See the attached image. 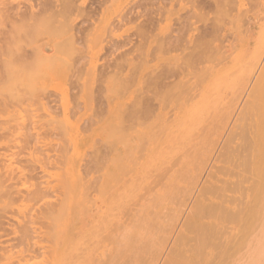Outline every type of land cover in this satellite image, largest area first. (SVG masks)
Wrapping results in <instances>:
<instances>
[{
    "label": "bare ground",
    "instance_id": "obj_1",
    "mask_svg": "<svg viewBox=\"0 0 264 264\" xmlns=\"http://www.w3.org/2000/svg\"><path fill=\"white\" fill-rule=\"evenodd\" d=\"M227 1H229V0H227ZM54 2H55V0H45V1L42 0L41 2H38L39 4L37 3L38 5L36 4V6H37L36 8H34L33 6H30L29 10L22 11L20 9V7L17 6V5H16V7L15 6L12 7L11 5L9 7L8 4L0 1V6H3V5L5 6L6 5V7L7 6L9 7V8L7 7V10L4 9L5 7H3V8L1 7L0 8V10L2 12L5 11V13H1V11H0V14H1L0 16H2V18H3V19L1 18L2 20H0V22L1 21L4 22L6 20L5 18H8L9 19V23L11 22L10 24L15 26L14 27V26L9 25V24L7 25V26L11 27V28L9 27L10 30H8V31H10L9 32L10 35H11V31H12L13 27L16 28V29L18 28L17 30L16 29L14 30V28H13V31H14V35L13 36L18 35L17 39H16L17 36L15 38H13V36L11 35L10 37H8L9 39L7 38L8 39L7 40L6 37L9 36V35H7L9 33H6V36L3 33L1 34V36H2L1 39L4 40V41L0 40L1 41L0 43H2V44H0V47L3 46L0 49V51H2L4 49L2 51V53L3 52L6 53V51L8 52V49L6 47L8 45H10L11 41L15 42V41H18V39H19V42L22 41L23 38H24L25 42H27L29 40V42L33 43L35 41V39H33V34H34L35 31L38 30V28H37V27H39L38 25L40 24L41 27L46 29L47 25H45V24H47V22L44 23V21H48L49 24H50V21L46 20L45 18H47V16H49L50 19H52L51 21L53 22L54 21L53 20L54 17H56L58 14H60V13H57L56 10H54V9H56V7L58 5L57 2H55L57 4L56 7H55L53 5ZM214 2H215V0H214ZM50 3H52V5L54 7L52 5H50ZM214 5H215V3H214ZM218 6H220V5H218ZM52 9H53L54 13L55 12L57 13V15L54 14V16H53ZM60 9L58 7V11L59 12H60ZM49 11L51 12L52 15L50 14ZM46 13H47V16H43ZM3 14H5V15H3ZM3 16H7V17L4 18ZM42 16H43V18H41ZM39 20H41L42 22L39 21ZM233 20H235V22H236L237 19H231V22H229V23H232ZM214 21H213V23H215L217 20L215 22ZM5 22H7V21H5ZM41 23L43 25H45V26H43ZM220 23L221 22H219V25H222ZM216 24L218 26V23H216ZM22 26L27 27V28L30 27L28 29L26 28V30H25V28H22L23 36H22V33L19 32L21 30L20 28ZM215 28H216V26H215ZM221 28L222 27H220V29ZM231 28L232 27H230V30L233 29V28L232 29ZM44 29L42 31H44ZM217 30H219V29H217ZM262 30H261V32H262ZM4 31H2V32H4ZM13 31H12V34H13ZM25 31H27V32H25ZM207 31H209V30H207ZM214 31H216V29ZM214 31L212 30L211 33H208V32L207 33L211 35V34H213L212 32H214ZM239 31H241V30L239 29L238 32ZM218 32L217 31L214 32V34L216 35L215 36L216 38H217V35H218L217 33ZM242 32H244V31H242ZM242 32H241V34H242ZM246 32H247V30H246ZM263 32H264V30H263ZM83 35L85 36V34H83ZM203 35L206 36L205 33ZM234 35L235 34H233V37H236ZM19 36H20V38H19ZM28 36H29L30 39L28 38ZM202 36L199 39V40L202 39V41H200V42H203V44L201 43L203 45V46H201L202 48L200 47V45H198L199 48H198V46L194 47V49L196 48L195 54L192 53V51H191L193 48L190 49L191 52H189V53H192V54L196 55V59L194 58L193 55L190 54L192 56V58H193V60L189 59L191 61L190 65L188 63H187L188 65L187 64H183L184 62L185 63L189 62V60H187V59L191 58L189 53H187L189 55V57L186 54L187 56H185V57H188V58L185 59V57H183L182 59H185V61L184 60H183L184 62L182 60H181L182 62L180 61V63H182L181 64L182 67L184 65H187L189 67V66H192V64H195L192 67H196V69H197L198 64H199V63L198 64L196 63V62H199L198 59H197L198 56L200 57V58L198 57L200 62H202V63H200L201 65L204 63L203 62L204 58H205V60H204L205 62H206V60H208L207 57L210 56V53L207 52L209 55L207 54V57H205L206 55L204 56L203 53L201 52L200 54H202V55L200 56V54L197 53L198 50L200 52V50L202 51V49H203L204 54H205L206 50L208 48H213V49H215V48H214L212 43H211L212 47L209 46L208 48H206V46H208L207 45L208 43H206V45H204V41H206V39H204L205 38L204 36H203L204 38H202ZM243 36H244V33H243ZM10 38H11V40H10ZM178 38H179V36H178ZM181 38L182 37L180 35V39H178L179 42L182 41V39H185V38H182V39ZM210 38L215 39L213 37V35H211ZM210 38H209V41H206V42L210 43V40H212ZM223 38H224V36H223ZM176 39H177V37H176ZM176 39H175V41H176ZM226 39H228V38H226ZM230 39L232 40V37ZM233 39H235V38H233ZM237 39H238L237 41L240 40L239 37ZM73 40H74V38H73ZM199 40L196 41V43L199 42ZM6 41L9 44L6 43ZM189 41H190V39H189ZM213 41H211V42H213ZM74 42L75 41H73V43ZM183 42H185V41H183ZM4 43H5V45H4ZM63 43H65V42H63ZM63 43L61 42L60 44H58V43L56 44V45H59V46H56V47H58V48H56L57 49L56 51H58V49L61 50V48L64 45ZM68 43H67V45H68ZM73 43H71V44H73ZM196 43H194V44H196ZM238 43H240V42H238ZM6 44H7V46H6ZM218 44H219V42H218ZM61 45H62V47H60ZM180 45H181V43H180ZM4 46H5V48H4ZM47 46H48V44H47ZM54 46H55V44H54ZM192 47H193V45H192ZM232 47H233V49L235 48L234 46H232ZM232 47H227V48L228 49L229 48L232 49ZM218 48L219 47L216 46V49H218ZM227 48L225 47L222 50L221 49V45H220V51H219V49H218V51L219 52L222 51V52L221 53H219L218 51H216V52L219 53L220 56L221 55L225 56V54L228 52V50H226ZM263 48H264V44H263ZM213 49H211V50L208 49V50H209V52H211L213 54V51H212ZM215 50H214V52H215ZM44 51H46V50H44ZM223 51H225V54H222ZM255 51H256V49H255ZM233 52L234 51H232V53ZM258 52H257V54H258ZM5 53H4V55L6 56ZM229 54H230V52H229ZM0 55H2V54L0 53ZM214 55H215V53L209 57V60L211 59V61H212V58H213L212 56H214ZM216 55L218 56V54H216ZM247 55H245V56H247ZM215 56H214V58H215ZM224 56H222V57H224ZM228 56H230V55H228ZM255 56H257V55H255ZM17 57L18 58H16V59L19 60L20 56H17ZM46 57H48V56H46ZM201 57L202 58L204 57V58L202 59ZM225 57L227 58V54H226ZM226 58H224V59H226ZM254 58H258V57H253V59ZM1 59H4V58L0 57V60ZM218 59L215 58V60H218ZM224 59L222 60V58H221L220 60L224 61ZM5 60L6 59L0 61V64H1L0 66L1 67L3 66L2 68H0V70L2 69V71H3V72L0 71V77H1V73L3 75L5 73V76H7L8 73H9L8 70L11 69V68H9V66L6 68L5 64L9 60H6V62H5ZM81 60H82V58H81ZM215 60H214V62H216ZM220 60L218 62H220ZM192 61H194V62L196 61V62L192 63ZM222 61L220 63H222ZM253 61L255 62L256 59L253 60ZM23 62H24V64H26L25 62H27V60L24 58V61L22 59L20 62L19 61H17V63L15 62L16 65H14V67H17V69L22 68V67H20V65L23 66L22 65ZM251 62H252L251 60L249 61V63L247 62L248 63L247 64L248 68H250V67L252 68L253 64H251ZM220 63H218V64H220ZM196 64H197V66H196ZM200 64H199V67L201 66ZM249 64H251V65H249ZM171 65L174 66L173 63H171ZM171 65L169 63L168 66L172 67ZM176 65H175V67H176ZM181 65L178 64V67L180 68V70L182 69L180 67ZM175 67H173V68H175ZM204 67L205 66L203 64V68ZM240 67L241 66L239 65V68ZM243 67H245V69L243 71L246 72L245 70L247 69V67L246 66H243ZM166 68H168V67H166ZM179 68L176 67V69H174L175 72L173 70H170V68L166 69L167 72L169 71L170 74H167V72L165 70H163V72H162V73H164V75L166 73L169 77H171V75L172 76H176V78L173 77L175 79H170L173 82L177 81L175 84L172 81H171L172 83H170V82L166 83V79L167 80H169V79L168 78H164L165 79V83L167 84V85H165L164 79H162V78L159 79V77L157 76L158 79H159L158 80L157 77L153 78L154 77L153 76L150 79L153 78V79H155V81L158 80L156 82H158L159 85L155 84L156 82L153 81V79L152 80L148 79L147 80L148 84L146 83V80L143 81V82H145L144 84H146V87H145V85L143 84L142 81H140L139 83L142 82L141 84H143L144 86L139 84L137 87L139 88L141 86V88L145 87V89H146L147 86L150 83L152 84V81H153V83L155 85H157L158 87L160 86L159 89L157 90V86H156V90H153V89H155V87H153L155 85H152V87H153L152 88L151 84H150L149 85L150 87L148 86L149 87L148 93L147 92H143V90H140V88H139L140 92L136 91V92H139L141 95H143V93H145L147 95V97H145L146 96L145 94H144L143 97H145L146 100L144 98H135L134 99V97L136 95H137L136 97H139L140 94H139V96H138V94H134L135 96L133 97V103H134V101L136 99H139V100L141 99L140 102L141 103L143 102V103L146 104V105L145 104L143 105V107H145L146 113H148V112L150 113L151 112L150 114H153L154 113V112H152V108L153 107L152 108H148V107H150V105H147L148 102L150 100L152 101V99H154L153 102H155V98L156 99L159 98V100H160V97H161V99H164V97H166L167 99L166 100L165 99L164 100H160L159 102H161V101H163V102L166 101L167 102L168 98L170 96H172L171 94L175 93V92H173L174 91L173 89H175V88L172 89L171 87H173V86L176 87V85L180 84V89H179V86H177V88L179 90H182V91L184 90L183 92H180L178 90L179 95L181 94L183 96L182 97V101L180 102V101L176 100L177 101L176 102L175 100H173L171 102V104L174 101H175L174 104L180 102L179 105H181V107H178V108H181V109H178V112L177 113L175 112L176 114L174 113L175 115L173 116V119L171 120L173 125L172 126H169V125L168 126H164V124H162V126H140L138 124L139 126H133V125L130 126L128 124L129 126H127L125 123H123V122H127V121H123L121 124H123L125 126L121 125V127L120 126L117 127V125H115L117 128L120 127L119 128V133H117V131H115V129L112 130L113 127H115L113 125V127L111 126L112 132H116L115 134H118V135H115V137L117 136V141H115V143L117 142V144H116V147H115L114 151H113V148H112L114 146V144L111 143V140L114 142V140H116V138L110 139L111 137H110L109 133L111 132V130L109 129L110 127L106 126V127H108L109 131L107 130L108 134L106 135L105 138L108 139L107 136H109L110 140L106 139L107 142L105 140H104L105 142L102 140L103 142H101V143L102 144L104 143L103 146L98 141L99 142V146H98V142H96L95 140L92 139L97 144L95 142L93 143V141H92L91 143H92L93 147L90 146L92 149H89L90 151L95 152V151H93V149L94 150L95 149H99L100 150V148L102 147L101 149H103V150H100V151H102V154L100 153L99 150L98 151L96 150L97 152L94 153V157H93V154L91 153V155H89V157L91 156L89 159L92 158V159L95 160V162H94V160L91 159V161L89 160L90 163L88 165L86 163V161L89 162L88 159L85 160L84 158H86V156L88 154H90V151L88 150L89 153H87V151H85L86 153L83 152L84 153L83 154L84 158L82 157L83 159H81V160H84L85 164H82V162H81L80 166L82 168L79 166L81 168V170L79 169L81 171L79 173V175L82 172L85 173L84 171H86L85 175L86 174L90 175V173L93 170H95V168H96L97 170H95L92 173L95 174L94 176L98 175V176L95 177V179L97 178L99 181H97V179L96 180L92 179L93 177L92 178L90 177V179H89L87 177V175L84 176V174L82 173L83 174L82 182H83V178L87 177L89 179V182H88L89 184H87L85 182L86 186H84L85 184L81 183L82 187L83 186H84V188L86 187L85 189L83 188L84 191L82 190V192H80V194H78L77 191H72V192H70L69 196L66 195L67 193H69L68 190H70V189L67 188L68 187L67 182H64L66 184H64V187H63L61 185L62 183L60 184L58 181H56V179H57L56 177H55L56 179H53V180H55L56 182H58V184H60V185H56V186H57V188L60 187L59 190H61V188H62L63 189L62 192L64 194H62L61 191L57 193V191H55L57 189L56 186L52 187L54 189L56 188L54 191L51 189V192H49V188H50L49 185L47 186L48 189H44L45 186H43L42 189L45 190V191L47 190L49 193H52V191L54 193H52L50 195L46 191V193H48V195L42 194L43 191L40 188V186H38V185H41L42 183L39 184L40 179H38V177H37V176H39L41 174L42 176L39 177V178L42 179V177L45 176L43 178L49 179L48 177L50 176V175L48 176V174H46V172L43 173L44 172L43 170H42L43 172L39 171V170H41V169H38L39 166H42V168H45L44 166L47 165L46 167L50 170L49 171L46 168L49 171L47 173H50L51 169H54L55 167L57 168L59 166V164H58L59 162H61L60 166L64 167L63 165H64V163H66L65 162L66 159H65V157L60 156V154H62V152H63V154L64 153L65 154L68 153V150H70L69 147L71 148V146H72L70 142H69L70 145H68L69 147L66 146L67 143H66L65 135L67 133L66 131L69 130L68 126L67 127L65 126L67 128V130L65 131L64 130L65 127H63V126H59L61 129L59 127H57V125L55 127L54 122H53L54 120H51V118L47 122V125H48V123L50 125H51V123H53V125L57 129V131L60 132V133H58L56 131V133H58L59 136L61 134V139H63V140H61V142L64 144V146L61 145V147L62 146L63 147L61 148L62 150L60 151V154L57 157L58 160L56 159L57 162L55 161L56 162L55 164H57L58 166H53L54 168H51L52 166L51 167L48 166L49 159L46 160L47 162L45 161V159H46L45 157H47V155L43 154L45 150L46 151L48 150V148L46 147V144L48 142H45V139H44V137L42 135H46L49 132L50 134L49 133L48 134L51 137L55 133L53 131L52 127H51L52 132L50 131L51 129L48 132H45L44 130H39V128L42 129L40 125H38V128H37V126L32 128V130L34 129L33 132H35V129H38V131L36 130L37 131V135H38L39 132H40L39 134H42L40 136H37V138H36L35 137L36 133H35L34 136H33V137H35V140H34V138H32V136H31L33 134H30V133L27 132L28 129L31 128V126L30 127L27 126L26 128H24V124L20 125L19 122L17 123V120H15L13 118H9L10 117V113H12L11 110L14 111V109H8V105L11 106V103L8 104L7 102L8 101L12 102L9 99H13V97H11V96L9 97V94L6 91L5 92H6L7 96H6V94L4 92L2 94L0 93V95H1L0 96V98H1L0 101L3 100L5 102L6 99H7V102H6L5 105L8 104L6 106L7 108L6 107H4V108L6 110H8L9 113L8 112L6 113L5 112L6 110H5L3 115H7L8 114L9 117L6 118V120L9 119L8 122L13 119L9 123L7 121L4 122L5 119H4V121L0 120V122L2 124H3V122L6 123V126H4L5 124H3V127L7 128V129L3 128L4 131H3V129L2 130L0 129L1 131H3V132L0 131L1 134L7 135V136L2 135L4 137L3 138L1 136V134H0V139L3 138L2 140L5 141V137H7L6 139H8V137L12 138V136L14 138H17L14 135H16L18 133L15 132L14 135H13V133L11 132L12 130H13V132L17 131L15 129L16 126L12 130H10L11 125L13 124L14 121H16L15 123L17 124V128L18 127L20 128V126H21L20 129L21 130H22V128H24V130L26 129V133H27V134L24 135L25 131L22 130V131H20V134H18V135L21 136V134L23 133L22 134L23 137L22 136H21L22 138L18 137L19 143L17 141V145H16V143L14 145H16L18 147V144H21V145L27 146V147H23V146L19 145V147L16 148L17 149V153L15 152L16 151V149H15L16 146L10 145V143L13 144L14 142H16L15 141L16 139H13L12 141H11V138H10V140L8 139L7 141L8 142L11 141V142L10 143L7 142V144L6 143L4 144V143L0 142L2 144V147H1V144H0V147H1L0 150L1 149L3 150V152H2V150L0 151V154H1L0 157L3 156V153L5 154L4 156L7 155L6 157L3 156L4 159L0 158V161L6 160L5 162H7L10 159V156H11L12 159H13L14 156H16L15 157L16 159H13L15 161L10 159L12 162H15V164L12 163V165L14 164L13 166L15 168V165H17L16 162L19 161V162L22 163L21 159H23L24 156H26V155L27 156H31L32 159H33V160L32 159L30 160V158L27 157V160L30 163H32V164H30L28 162L30 165L26 162V159L25 160L23 159V163H22L23 166L22 165L20 166V163L18 162V166L16 167L18 169H14V170H16V173H19L20 176L19 175H15L16 173L14 172V170L12 171V172L15 173V174L13 173V180L15 179L16 183L14 184V181L12 183V185L14 184L13 187L16 186V187H14L15 189L12 187L11 184H9V182H11L12 178L8 181V177L10 178V176L7 177L6 174L3 175V173H5V172L1 171L2 169L4 171H6L7 169H9L11 171V169L13 168V167L12 168L10 167V166H12V165H10L11 161L9 160L10 163L8 161L9 164H7L6 166H4L6 163L4 162L5 163L4 164L2 162L3 163V165H2L3 168L1 166L2 163L0 162V172H3V173H0V176L2 174V176L0 177V182L3 181V182H1L2 185H4L6 188L8 186L9 190L10 189L11 190H16V189L18 190L19 187H17V186H19L21 184L20 183V179H22V177H24V175L21 174V173L25 169L24 166H26L25 170L27 171V169H28V171H30L29 168H31V171H30L29 176L26 174V173H29V172L25 173L26 174L25 175L26 180H25V178L22 179L23 180L22 181L23 185H24V183L26 184V182H28V186H29V183H33L34 182L33 184L37 185L38 187L36 186L37 188H35V185L33 187V184H30L33 187L32 190L30 189V191H32L34 193L36 191V193H38V194L41 193L42 197H40V198H43L44 196L52 197V195H54V197L56 199L58 197L55 196V193H57V195L58 196L60 195V197H61V198L59 197V199H61L60 203H59V201L57 202V204L55 203L57 201V199H56V201L54 200L55 202L52 201V202H54L56 204L55 206H54V203L51 202V200H50L51 198L49 199L47 197L48 198V200H47V198L44 197V200L46 199V202H47V205H48L47 206L45 204V202H43L44 201L43 199L41 201V199L38 198L39 197L38 194H37L38 196H36V198H35L32 195L34 193L29 192V188H28L27 192L24 191V190L27 189V186H26L27 184L24 185V187L26 186V188L23 189V191H21L22 188H23V185L21 184L22 187H20V189H19L20 191L18 190L20 193L17 190L16 191L18 193H16V192L14 193V191H13V196L10 194V191L5 189V187L3 186L4 189L7 190V193H6L7 196H5V193H4V196L7 198L8 195L10 194L11 195L10 197L11 198L13 197V198L11 199L10 197H8L7 198L8 200L6 198H4V199H6L5 201H3L0 198V202L3 201L2 205H4L3 203L8 202V203H6V205H8V206H6V205L4 207L1 206L0 207V211L4 210V213L7 211L6 212L7 216L9 218L10 217L11 218L14 217L13 219H15L16 215L18 216L16 209L12 208L11 211L7 210L9 208L11 209V206L14 205L13 201L15 202V200H13V199H17V200L19 199L20 200V198L24 197V199L21 200L22 203L24 204V203H27V201H28L27 199H31L32 200V198H33V200L31 202H34V203H31V202L30 203L34 204V206L32 205L34 207V209H32L33 207L31 205H29L30 203L28 202L29 203L28 204L29 205V207H28L29 208V212L28 213L30 215L29 214L27 215V212H25V209L27 210V208H26L27 206H26L24 208L25 215H22V217H21V214L19 213L21 218L18 217L17 219L19 220V218H20V221L23 223V226H24V222L23 221L28 218L26 222H27V224L31 225L32 224L30 222L31 220L33 222V221L36 220L35 218L39 219V217L41 215H43L44 216L43 217L44 218V222L46 220V223H49L47 225L46 223L42 222V223H44V225L45 224L47 225V228H46V225L44 226V228H46V229L49 228V229L46 230V231L45 230L43 231V225H42V228L40 227V229H38V231L40 230L38 232V234H39L38 237L39 238L36 237L37 235L35 234V232H36V229L38 228L37 225L39 224L41 218L39 219V221L36 220L35 222H38V224H36V223L34 224V222H33L34 226L36 225L35 228H34V226H32L33 227L32 228L29 225L31 227V230L34 229L32 231H35V232H33L34 234H32V235H35V236L32 237V238H34V240H36L38 238L40 241L39 240H36V241L39 242V243H41V241L43 239L46 240V241L48 240V242H50L49 246L52 243L50 248L47 247L48 242L46 243V241H45V243L47 245L44 246L42 244L40 246H37L35 241L30 237L31 233L27 232V231H30V232H32V231L28 229L30 227H25V226H27L26 223H25V226H24L26 229L21 224L19 226H17L18 229L16 227H15L16 229L13 228L14 224L16 226V221L18 222V220L15 219V221L13 220L14 222L11 221L12 223H14L13 225H12V223H10V222L9 223L11 225L10 227H12L15 230L21 231V233L16 231L18 233L17 235L19 237L18 239H16L15 238V236H16L15 235L16 234L15 230H14V233H13V232L8 230L9 227H7V229H6V226H8L7 224H9L6 221H9V220H5V221L3 220L4 222H2V220H1V223L3 224V226L6 225L5 228L4 227L3 228L6 229L7 231L4 230V229L2 230L4 232V234L5 233L7 234V235L5 234V236H7V238H8V237H11L12 235H15L14 237L13 236L12 237L14 238V240L16 239L15 240L16 242H14L15 243L14 246L12 245L13 242H11L12 244L10 243L9 245H8L9 242H7V245H8V247H7L4 244L5 240L1 238L0 239V245H2V243H3V245L6 246V248L4 246H1V247H3L2 248L3 251L4 250H8L9 248L11 249L12 246L13 247H15V246L17 247V246L21 245L23 243V239H24L23 237L25 235L24 241L27 238L29 241H32V243L29 242L30 244H33V246L35 244V247L37 246V247H39V249L44 251L42 253H46L43 256L41 255L42 253L40 254L42 256V257L40 256L42 259H40L39 256H38V258H36L35 257L36 255L34 256L35 252L33 253V255H29V252L27 250L30 251V249H31L30 247L31 246H29V244L28 245L25 244L27 242V240H26V242H24V245L22 244V246H24L23 247L24 249L26 247H28L29 249L28 248L25 249V251H27V253H25L24 249L22 248V250L24 252L22 251L21 255L25 256V254H26L25 257H23V256L22 257H23V259H25L24 260L25 263L30 259L28 261L29 264H31L35 259H36L35 260L36 262L40 261L39 262L40 264H193V257L195 255H198V256L200 255V257H201L202 251L204 250V248H202V243L203 242H206L208 244L206 249L203 252L206 255V258H207L206 259V264H247V262L249 260L250 261L252 260V262H253V259L256 261L257 259H259L261 257V255L264 253V245L262 243L263 241L261 242L262 239H260L259 235L254 237V234H256V233H254L252 237L250 236V233H251L252 229L255 228L257 230V228H258L257 226L258 225H256V223L254 222L255 223V226H254V223L249 222V221H251L253 219V217H252L253 214L249 215L252 218L248 217V212L251 211V213H252V211H254V210H255V212H257L256 211L257 208L252 210V208H254L255 206L251 207V206H253V204H250V203H252V202H250L249 204H250L251 210L250 211L247 210L248 209L247 208V196L250 198V196L253 194L254 190H260V193L263 190L262 193L264 194V189H262L264 187V186L262 187V185L264 183L262 181L264 180V178H263V176H261V178L263 180H257L258 182L252 181L251 182V188H249V190H248V188H246V184H247V181L250 179L249 175L255 176V178H256V175H257V177L259 179L260 178L259 177L260 174L262 175L263 172H264V144H263L261 150H257L256 147H255V141H254V133H256L259 130H264V60L262 61L257 73L254 76H246L244 74V75H241L239 78H236L234 84H236L238 86L240 91L245 93V96H244L245 99L244 98L242 99L244 102L241 100L243 102V103H241L242 107H240V110H238L239 112L236 110L238 112V114L236 113L235 117L232 115L233 114V108H231V107H232L233 104H232L231 100H223V99H226L224 97H226V94L229 93L228 90H229L230 87H228V90H226V92H228V93H226L225 96L220 101L217 100V99H220L219 91H218V93H215V95L210 93L214 97V98H211L207 94L206 89L204 87H202V83H199V82L197 83L198 80H196V77H197L196 75H198L200 73H198V74L196 73V75H195L196 77H194L195 71L197 72V70H200L202 68V66H201L197 70L194 69V68H190L189 67V69H193V70H191L192 71L191 74L193 75V76H191L192 78L189 77L190 76V74H189L190 70L188 71L189 72L188 73L189 76H187V71H186L187 67H183L184 70L183 69L181 70V71L184 72L183 73V78H184V75H185L187 77L186 80H188L190 78L189 81H191V79H193V77H194L195 78L194 80H196V81H195V83L193 82L194 83L193 85H191V84H190L191 86L185 85V87L187 86V88H185V87L182 88L184 86L183 84H186L185 82H188V81H185L184 80L185 78L181 79L182 73H181V71H178ZM208 68L212 69V67H205V70L206 69L208 70ZM239 68L237 66L236 69H239ZM4 69H6L7 71L4 72ZM201 70L202 71H200V72H202V73L205 71L204 69H201ZM250 70H248V71H250ZM171 71L174 72V73H172ZM6 72H8V73H6ZM177 72H178V74L176 75L175 73H177ZM185 72H186V74H185ZM206 74H208V73H206ZM232 74L234 75L233 72H232ZM232 74L229 73L228 76H233ZM167 75H166V77H168ZM202 75L203 74H201V77L199 75V77L203 79ZM236 75H238V73ZM223 76H224V74L222 75V77ZM80 77H81V75L79 76V78ZM199 77L197 79H200ZM1 78H3V77H1ZM216 78H218V77H216ZM218 79H220V76H219ZM237 79H238V81H237ZM125 80L126 79H124V81ZM161 80H163V81H161ZM194 80H192V81H194ZM127 81L129 82V79ZM159 81H160V83H159ZM182 81H183V84L181 85ZM201 81H204V80H201ZM122 82H123V80H122ZM128 82H127V85H128ZM221 82H223V81L221 80ZM221 82H219V83L222 84ZM124 83L125 82H123V84H121V85H124ZM168 84H171L170 88H169ZM172 84H173V86H172ZM213 84H215V83H213ZM127 85H124V87L126 88ZM4 86L5 85L2 84V86H0V88H2V89L5 88L6 89V87H4ZM166 86H168V87H166ZM138 88L136 90H138ZM150 88L152 89L151 92L152 91L154 92L153 93V98H152V96L149 97V95H152V94H149L150 93ZM162 88H165L163 90L164 92L168 91V89L166 90V88H169V94L171 92L170 89H172V92H171L170 95L166 94V96L162 95V94H160V95H162V96H160L158 94V98H157L156 97L157 96L156 91H158V93H161L162 92ZM121 89H122V87H121ZM210 89H211V87L208 89V91ZM223 89L224 88H222V90ZM217 90H218V88H217ZM0 91H1V89H0ZM159 91H161V92H159ZM141 92H143V93H141ZM2 95H4V97ZM179 95L177 94V96H179ZM2 97H3V99H2ZM149 98H150V100L148 101ZM171 99H173V98H171ZM174 99H175V97H174ZM234 99H232V101H234ZM139 100H137V102L135 101L136 104L135 103L133 104L131 102L130 105L131 104L137 105L138 103H140ZM170 100H168V103L170 102ZM0 103H1V105H0L1 108L0 109H3L2 105H4V104H2V102H0ZM201 103H204V104L206 103V104L211 105V106H214L215 103H217V106H214V111H213L210 119L203 120V118L200 116V114L202 115L203 112H202V110H198L197 106L199 104H201ZM142 104H141V106H142ZM133 105H131L130 108H128L130 110L129 112H131V113H127V114H130L129 115L130 117L127 116L129 118L126 117V119L129 122H131L132 120L133 121H140V119L138 118V116H139L138 113H140L141 111L144 112V110H143L144 108H141L140 105H138L139 108H137L138 106L136 107V106H133ZM173 106H175V105H173ZM124 107L127 108V106H124ZM122 108L123 107H121L120 109H122ZM125 108H123V109H125ZM134 108L137 109L139 112L135 111V113H134L133 112ZM123 109L120 110V112L121 111L123 112ZM128 109H126L125 113L124 112L123 113L126 114V112H128ZM195 109H196L197 112L201 111L202 113L197 115L196 112H195ZM202 109H203V107H202ZM148 110H151V111H148ZM172 110H173V107H172ZM227 110H229V112H227ZM1 111H3V110H0V112ZM122 112H121V115L123 114ZM13 113H19V115L21 113V116L23 114V116L20 117V118L27 117V115L26 116L24 115L25 112H17V111H15ZM210 113H211V111H210ZM234 113H235V111H234ZM0 114L2 116V113H0ZM116 114H117V116L120 115L119 109H118V111H116ZM124 114L122 115L123 118L121 116L122 120L125 119L124 118L125 117ZM132 114H134V115L132 116ZM19 115H18V117H19ZM117 116L115 115L114 117H117ZM131 116H132V118L134 117V119L136 118V120L132 119ZM147 116H148V114H147ZM164 116L166 118V115H164ZM198 116H200V117H198ZM231 116H232V118H235V120L232 121V122H234L232 126L229 125V121L232 120ZM31 118L32 117L28 118V120L29 119L31 120ZM118 118H120V117L118 116L115 119L117 120ZM168 118H169V116L165 120H167ZM165 120H162V121L165 122ZM23 121H22V123H23ZM119 122H117V123H119ZM10 123H11V125L10 126L8 125L10 127L9 128V127H7V124H10ZM114 123H116V122H114ZM135 123H137V122H135ZM135 123H134V125H135ZM47 125L45 124L46 127H47ZM118 125H120V123ZM227 125H229V126H227ZM43 126H44V124H43ZM78 127L79 126H77V128ZM101 127L104 128L105 126H101ZM49 128H50V126L48 125L47 129H49ZM77 128H76V130H77ZM117 128H116V130H117ZM7 130H8V134L5 133V132H7ZM9 130H10V133H9ZM61 130L66 132L65 135H64V132L61 131ZM76 130H75V132H80V131H76ZM78 130H80V129H78ZM104 131H106V129ZM104 131L102 130V133H101L102 135H103ZM33 132H31V133H33ZM62 132H63V134H62ZM81 132L83 133L84 131H82V129H81ZM97 133H100V131L98 130ZM9 134H10V136H9ZM11 134H12V136H11ZM29 134H30L31 137L29 136ZM48 134L46 135V137L48 136ZM94 134H96V133H94ZM26 135H27V137H26ZM69 135H70V133H69ZM74 135H76V133ZM112 135H114V134L112 133ZM24 136H25V139L27 138L26 140L24 139ZM49 136H48V138L45 137L46 141H51L52 140V137H51L50 140H47V139H49ZM19 138L22 139V140L24 139L25 141L28 140L30 142L28 143V141L27 142L23 141L25 143L24 144L23 142H21L22 140L20 141ZM95 138L97 140L98 137H95ZM39 139L44 140V142L46 144H44L43 141H39ZM4 141H2V142H4ZM31 141H34V143L31 142ZM35 141L37 143H40V142H43V143H42V145H40V144H36ZM64 141H65L66 144L64 143ZM67 141H68V139H67ZM51 142L49 144H47V145L50 146ZM30 143L32 145H34L33 148L31 147ZM106 143H108L107 144L108 146H105ZM110 143L112 144L111 145L112 147L110 146ZM3 144L5 145L6 148H8L9 145H10V147L14 146V150L11 147L12 148L11 151L14 152V154L16 153L17 155L13 154L14 156H12L10 150L8 151V152H10V155L7 152V150H5L6 151V153H5L4 149H3L5 147H4ZM27 144H30V145H27ZM35 144H36V147H35ZM100 144H101V146H100ZM37 145H40L41 147H43L44 149L46 148V149L43 152L39 151L40 150L39 148H41V147L40 146L37 147ZM44 145H45V147H44ZM94 145H96L97 148H95ZM20 146H21V148H20ZM30 147L32 149V152L33 153L35 152L34 154H32ZM98 147H100V148H98ZM103 147H105L108 150H111V152L108 151V150H106L107 151L106 152L104 150L105 148H103ZM107 147H111V149L107 148ZM24 148L25 149L27 148L26 151L27 152H31L32 155L31 154L29 155V153L24 151L25 150ZM36 148H38L39 150L36 151L37 150ZM88 148H89V146H88ZM33 149H35V150L33 151ZM49 149H51V146L49 147ZM64 149L65 150L67 149L66 152H65ZM22 150H23V153L21 152ZM84 150H85V148H84ZM18 151H19V154L21 152V154H22V155L20 154L21 157L18 154ZM103 151H105V154H103ZM71 152H72V149H71ZM109 152L113 153V156H110ZM24 153L25 154L27 153V154L24 155ZM36 153L38 155H40V154L42 155V157H40V159L42 158L41 160H44L46 165H45V163H43L41 165L38 164L37 165L38 168H36L35 161H36V163L37 162L39 163V161H40V160L37 161V156L38 155L36 156ZM70 154H72V153H70ZM76 154L78 156V152H76ZM76 154L74 155V157L76 156ZM98 154L100 156L103 155V157L101 156L102 160L100 159L101 158L100 156L98 157ZM95 155L98 157V158H96L97 160L95 159ZM18 156H19V158H18L19 160L17 161V157ZM22 156H23V158H22ZM63 156H66V155H63ZM7 157H9V158H7ZM35 157H36V159L34 160ZM60 157L62 158L63 161L60 159ZM5 158H7L8 160L5 159ZM1 159H3V160H1ZM100 160H101V163H100ZM98 161H99V163H98ZM40 162L42 163L43 161H40ZM24 164H28V166L24 165ZM90 164L94 165V168ZM96 164L99 167H103V168H99L98 166H96ZM32 165H35V166H33L34 167L33 170H32V168H33ZM51 165H52V163H51ZM53 165H54V163H53ZM19 166L22 167V169ZM87 166H91V168H89ZM4 167H5V169H4ZM6 167H7V169H6ZM19 168L22 171L21 173L19 172ZM35 168L38 169V171ZM57 169L59 170L60 167H58ZM62 169H63V172L66 171L64 168H62ZM89 169H90V171H89ZM91 169H93V170H91ZM98 169H103V172H102V170L98 171ZM9 170L6 171V173H8ZM34 170H35V173L37 171V175L34 174V172H33ZM77 170H78V168H77ZM32 172H33L34 176H33ZM38 172H40V174ZM96 172L99 173L100 176H99V174H96ZM100 172H102V173H100ZM52 173H54V171ZM9 174H10V172H9ZM14 176H15V178H14ZM61 176H63V175H61ZM66 176H67V174H66ZM2 177L3 178H7V179H3ZM11 177H12V175H11ZM35 177L39 181L35 182L36 181ZM50 177L52 179V176H50ZM27 178L28 179L32 178V180L30 179L32 182H30V180L28 181ZM18 179H19V181H18ZM71 179H73V178H71ZM53 180H51V181L49 180V182L51 183ZM7 181H8V183H7V185H5L4 183L7 182ZM45 181L47 183H49L47 180H44L43 181L44 185L46 183ZM59 181H60V179H59ZM94 181L96 183L98 182L97 185H96V183ZM17 182H18V185H17ZM40 182H42V180ZM72 183H74V182H72ZM93 183H95V186H97V187H95ZM9 185H11V188H10ZM65 185H67L66 186L67 190L65 188ZM31 186H29V187L31 188ZM0 188H2L1 185H0ZM38 188H40V189H38ZM4 189L2 188L0 190H4ZM33 189L35 191H33ZM5 190H4V192H5ZM39 190H41L42 192L39 191ZM1 192H3V191H1ZM1 192H0V197H2L1 195L3 194V193L1 194ZM8 192H9V194H8ZM23 192H25V195L22 194ZM28 192L30 193V195H32L31 198H28V197H30L28 195L29 194ZM247 192H249V194ZM11 193H12V191H11ZM26 193H28V194H26ZM17 194H20V195H17ZM27 195H28V197H26ZM61 195H64L67 200H65V198L63 196H61ZM14 196H16V198ZM17 196H18V198H17ZM19 196H21V197H19ZM84 197H86V198H84ZM9 198L12 200V202H11V200ZM85 199H87V200H85ZM261 199L258 200L257 202L260 201V203H261V202L264 201V198L262 199L263 201H261ZM19 200L15 204H16V207L18 206L20 208L19 204H17V203H19ZM23 200H25V202ZM38 200H40L41 203ZM21 201H20V203H21ZM37 201L40 203V205L39 204L37 205V203H36V205H37V207L38 206H40V207H38V208L36 207L35 208V202H37ZM50 202H51V204H50ZM253 202H254V204L256 203V201H253ZM9 204L11 205L10 207H9ZM42 204H44V206L46 205V208L44 206L42 207ZM52 204H53V206H51ZM258 204L259 203L256 204V207L259 206ZM260 205L263 206L264 203H262ZM21 207H23V205H21ZM30 207H32V208H30ZM41 208L42 209L45 208V211L43 210V212H42ZM13 209L15 210L16 215L13 214V213H15ZM21 210H23V209H21ZM8 211H9V213L13 212L12 215H14V216H12L11 214H9V215H11V216H9L8 215ZM258 211H259V209H258ZM33 212H36L35 213L36 217L33 215L35 218H33V216H32L33 219H29V217L32 215ZM37 212L40 213L41 215H37ZM255 212H253V213L255 214ZM4 213L3 212L0 213V216H2V214H4ZM259 213L261 214L262 211L260 210ZM260 214H259V216H260ZM26 215L28 216L27 218H26ZM257 215H258V213H257ZM7 216H6V218L4 216H2V217H4L3 219H9ZM256 216L254 217L253 221H255ZM262 216H260L261 220H262ZM233 217L236 219L235 221H237V222H239L240 220H244V222H245V218H247V217L250 220L248 219L249 220L248 223H247V221L245 222L247 225H245V223H242L243 227L241 229L239 227V231L236 233L235 237L234 236H230V237H234V239L231 238L233 240H232V242L230 240L231 243H229L228 245H224L222 247H217V246L212 245V243H213L212 241L216 240L217 236H219L220 238L221 237H225V234H226L225 230L227 229L226 225H225V222H227L229 220L232 221ZM258 220H259V217H258ZM47 221H49V222H47ZM67 222L68 223H74V228H73V231H71L70 236L67 239H63V240H59V241L56 240L55 241L54 240L55 236H56L55 232L58 233V231H61V229H62L61 226L66 225ZM256 222H258V221H256ZM59 223H61L60 224L61 226L59 228H57ZM50 224H52V227H51ZM251 224H253L252 225L253 228H251L252 227V226H250ZM55 225H56V227H55ZM21 226L25 230L28 229L26 231L27 233H25L24 230L22 231L23 228H20V230H19V227H21ZM53 226L55 227V229L57 228V230L58 229H60V230H58V231L56 230L54 232L51 229V228H53ZM246 226L247 227L250 226V228L248 229ZM1 228H2V226L0 225V230H1ZM12 228H10V230ZM49 230L51 232H53V235H55V236L52 237L51 236V232ZM246 230H249L250 233H247L248 231L246 232ZM41 231L46 232V234L41 232ZM48 231L50 233V235L49 234L48 235L51 238H48L49 236H47ZM10 232L13 233V234H11ZM22 232H24L25 234L23 233L24 234L23 235ZM1 233L2 232L0 231V234ZM42 233H43V236H42ZM252 233H253V231H252ZM259 233H261L260 230L258 231V234ZM9 234H11V235H9ZM27 234H29V236ZM44 234L46 235V237L48 239H46ZM227 234H228V232H227ZM5 236H3V237H5ZM21 236H22L23 239H21ZM262 236H263V234H262ZM0 237H2V235H0ZM42 237H44V238L42 239ZM13 238H10V239L8 238V240L14 241ZM90 238L91 239L93 238V239L91 241H89ZM19 239H21L20 242L22 241V243H20V244L17 242V241H19ZM50 240H53V241L51 242ZM42 243H44V242H42ZM218 244H220V242L217 243V245ZM25 245H26V247H25ZM204 245H205V243L203 244V246ZM215 245H216V243H215ZM33 246H32V250H34ZM42 246H44V249H45V247L49 248L48 249L49 251L46 250L48 252H45V250H43ZM40 247H42V248H40ZM15 248H14V250H17L19 252V250L15 249ZM199 248H201L202 250L199 249ZM10 249H9V251H11V252L14 251L13 249H11V250ZM20 249H21V246H20ZM39 249H37V251H39ZM0 250H1V248H0ZM3 251L1 250L2 253L0 252V255L3 254ZM9 251H5V254L6 255L8 254L7 255L8 257L5 254L0 256V257L6 256V257H3V259L1 258V262L0 263L8 264V262H9V264H10V261H12L13 259H15L17 257L18 258L20 257V256L12 257L14 255L16 256V254L19 255L17 253V251H14L15 254H14V252L13 253L10 252V255L12 254L10 256L9 255ZM32 252L33 251H31V254H32ZM27 254H28L29 257L27 256ZM9 256L12 259H9L10 261L7 259L8 260V261H6L7 263L6 262L3 263L2 261L4 260V258L6 260V258H9ZM33 256H34V260L32 258ZM26 257L29 258V259H27ZM19 259L22 260L21 264H23L24 263L23 259L21 257ZM19 259L18 260L15 259V260H17V263H19L18 262ZM26 259H27V261H26ZM261 261L263 262V260H261ZM13 262H16V261H13ZM36 262H33L32 264H35ZM28 263H26V264H28ZM11 264H15V263H11ZM36 264H38V263H36ZM260 264H262V263H260Z\"/></svg>",
    "mask_w": 264,
    "mask_h": 264
},
{
    "label": "rangeland",
    "instance_id": "obj_2",
    "mask_svg": "<svg viewBox=\"0 0 264 264\" xmlns=\"http://www.w3.org/2000/svg\"><path fill=\"white\" fill-rule=\"evenodd\" d=\"M0 1L8 4L9 7H10V5L12 7H14V6L16 7V5H17V6L20 7V9L22 11H25V10H29L30 6H33L34 8H36L37 7L36 4L38 2H41L42 0H0ZM55 2H57V4L59 6ZM55 2H54L53 5L55 7L57 5V7H56V9H54V8L53 9L56 10L57 13H60V14L57 15V13L56 12L54 13L53 12V9H52L53 16H54V14L57 15L56 17H54V19H53L54 21L53 22L51 21L52 19H50V17L47 16V13L45 15H43V16H47V18H45V17L44 18L46 20H49L50 21V24H49L48 21H44L43 20L44 23L47 22V24H45V25H47L46 26V29H44L43 27H41L40 24L38 25L39 26V27H37L38 30L35 31L34 34H33V39H35L36 42L33 40L34 42L31 43V42H29L28 39H27L28 41L26 40L27 42H25L24 38H23L24 41L21 39L22 41L19 42V39H18V41H15V42L14 41H11L10 45H8V46L6 44V46H7L6 48L8 49V52L6 51V53L5 52L2 53V51L4 49L2 51H0V53L3 55V56L0 55V57L1 58H4L6 60H9L5 64L6 65V68L9 66V68L12 69V70L11 69L8 70L9 73L6 72V73H8L7 76H5V73H4V75L1 73V77H3V78L0 77V86H2V84L5 85L4 87H6V89L5 88H3V89L0 88L1 89L0 93L2 94L4 92L6 94V92H7L9 94V97L11 96L14 99L13 100V99H9L8 98L13 103L10 102V101L7 102V99H6L5 102L3 100L0 101L4 105L6 104V102L8 104L11 103V106L7 104L8 105V109H14V111L11 110L12 113H10V117H9L8 114L7 115H3L4 111L6 110L4 107H6L7 105H5V106L2 105V108L3 109H0V110H3V111L0 112V113H2V116L0 114V120L4 121V119H5L4 122H6V121L8 122L9 119L6 120V118L9 117V118H13V119L17 120V123L19 122L20 125H23L24 124V128H26L27 126L28 127L31 126V128H29L27 132L30 133V134H33L31 136H32V138H34V140H35V137L37 138V136H40L42 134H39L40 133L39 132L38 135H37L38 129H35V132H33L34 129L32 130V128H34L36 126L38 128V125H40L42 129L39 128V130H44L45 132H48L51 129V127H52L53 131L55 132L54 134L52 133L53 135L51 134L52 135L51 136L52 137V140H51L52 142L51 141H46V138H48V136L50 134L49 132H48L49 134L47 133L48 134L47 137H46V135H47L46 133H45L46 135H42L44 137V139H45V142H48L47 144H49L51 142V145H50L51 146V149H49L50 146L47 145L44 142V140L39 139V141H43L44 144H46V147L48 148L47 151L45 150L46 148L44 149L43 147L40 146V145H42L43 142L37 143L36 141L38 139L35 141L36 144H40V145H37V147L38 146L41 147V148H39L40 150L38 148H36L37 149L36 151L39 150V151H42L43 152L45 150L44 153H43V154L47 155V157H45L46 158L45 161L47 159H49L48 166L49 167L52 166L51 168H54L53 166H58L55 163L58 160L57 157L59 156L60 151L62 150L61 148L64 146V144L61 142V140H63V139H61V134L59 136L58 133H60V132H58L55 127H56V125H57V127H59V126H63V127L66 126L67 127L68 126V129H69L68 131H66L67 130L66 127H65V129L63 128L67 133L65 131L61 130V131L64 132V135L66 133L65 139H66V143L67 144L64 141V143L66 144V146L69 147L68 145H70V143L72 145L71 148L69 147L70 150H68V153H66V154L64 153L63 154V152H62V154L63 155H66V156H63L62 154H60V156L65 157V159H66V161L64 160L66 162L63 165L64 167L60 166V163L61 162H59L58 163L59 164L58 167H60L59 170L57 169L58 167L57 168L55 167L54 169L56 171L54 169H51V172L50 173H47L50 170L46 167L47 165H46L45 161L44 160H41L42 158L40 159V157H42L41 154L38 155L36 153V156L38 155L37 156V161L40 160V161H43V162L41 163L39 161V163L38 162L36 163V161H35L36 168H38V166H37L38 164L41 165V164L45 163V165H46V166H44L45 168H42V166H39L38 169H41L39 171H41V172L44 171L43 173L46 172V174H48V176L49 175L52 176V179H51L50 176L49 177L47 176L49 179L43 178L45 176H43L42 179H41L39 177H41L42 175L40 174V172H38L40 175L38 174L39 176H37V177H38V179H40V181L42 180V182H40L38 179H36V177H35V180H36L35 182L39 181V184L40 183L43 184L44 183L43 182L44 180H47L49 182V180L51 181V180L57 178L56 181H58L60 184L62 183L61 185L63 187H64V184H66L64 182H67V184H68V187L67 188L70 189V190H68L69 193L66 194L68 196H69L70 192H72V191H77L78 194H80V192H82L84 186H86V183L89 184L88 182H89L90 177L91 178L93 177L92 179H95V177L98 176V175L94 176L95 174L92 173V172H94L97 169L96 168H95V170L91 169L93 171L90 173V175H87L86 174L89 179L87 177L86 178H83V182H82V176H83V174H84V176H86L85 175L86 171H84L85 173L82 172L83 174L81 173L80 174L81 176L79 175V173L81 172L80 170L82 168L80 166V163L82 162V164H85V161L84 160H81V159L84 158V156H83L84 153L83 152L87 151V153H89L88 150L89 149H92L90 146H92V143L91 142L93 140H95L96 142L99 141L100 143L103 142L104 140L106 141L107 138H105V137L108 134V132H107L108 127H110L109 129L111 130V126L113 127V125L114 126L117 125V127L118 126L121 127V125L122 126H125V125L121 124L123 121H127V122H123L127 126H129V125L130 126H132V125L133 126H139V125L140 126H162V124H164V126H168V125L169 126H172L173 125L171 120L173 119V116L178 112V109H181V108H178V107H181V105H179V104L182 101V97H183L181 94L179 95V93H178V90L180 89V84L179 85H176V87H174L173 84H172L173 87H171V84H168L169 88L170 87L172 89L175 88V89H173L174 90L173 92H175L174 94L173 93L171 94L172 89H170V91H171L170 94L172 96H170L169 98L170 99L173 98V99L170 100L168 98V100H170L169 103H168V100H167V102L166 101H164V102L161 101L162 103L159 102L160 100H164V99L166 100L167 99L164 96H163L164 99H161V97H160V100H159V98H158V94L159 95L162 94V95H165V96H166V94H169V88H166V90L168 89L167 92L165 91L166 93L163 91L165 88H162V92L159 91L161 93H158V91H156V93H157V96L156 97L158 99L155 98V102H153L154 99H152L154 92L153 91L151 92L152 89L150 88V93L149 94H152V95H149V97L152 96V98H151L152 101L149 98L148 101L149 100L150 101L149 102L147 101L148 102L147 105H150V107H148V108H152L153 107L152 108V112H154L153 114H150L151 112L150 113L148 112V111H151V110H148L147 111L148 113H146L145 107H143V105L145 103L142 102L143 103L142 104L140 102L141 99L140 100L139 99H136L135 101L137 102V100H139V102L142 104V106H141L140 103H138L137 105H133L135 103V101L133 103V97L135 96L134 94H138V96H139L140 90H143V92H147L148 93L149 87H150L149 85L151 83L148 85L149 87L147 86L148 89L147 88L145 89L146 84H144L145 82H143V81L146 80V83L148 84L147 80L150 79L153 76H154L153 78H155V77L158 76L159 79H161V78L162 79L168 78L169 80L166 79V83H169V82L172 83L173 81L170 80V79H175L176 76H172L171 75L172 78L169 77L167 74H170V73H169V71L167 72L166 69H169L170 68V70H173L175 72L174 69H176V67L179 68L178 67V64H180V65L182 64V63H180V61L181 60L182 61L183 60L185 61V59L188 58L190 54L193 55L194 58L196 59V55H194L195 52H196V48L194 49V47H196L198 45H200V47L203 46L202 45L203 42H200V41H202V39L201 40H199V39L201 38V36L204 33H205L206 36L203 35L205 38L203 36H202V38L206 39V41H209V38L211 37V35H213V37L215 38V39L210 38V39H212V40H210V43L203 40L204 41V45H206V43H208L207 44L208 46H206V48H208L209 46L212 47V44H213V46H214L215 49H216V46L219 47L218 48L219 51H220V45H221V49L222 50L225 47L227 48V47H232V46H234L236 49L235 48L233 49V47H232V49H230V48L228 49L227 48L226 50H228V52L226 53L227 54V58H226L225 57L226 56L225 51H223V53H222V54H225V56L224 55H221L220 56L219 53H221L222 51L219 52L218 49L215 50L213 48H208L210 50L213 49L212 50L213 51V54L214 53H215V55L218 54V56L217 55L216 56L214 55V56H215L216 59H218V58L219 59L218 60H215L214 56H212L213 57L212 58V61H211V59L209 60V57L211 55H213V54L211 52H209L208 49H207L208 51L206 50V53L205 54H204L203 49H202V51L200 50V52L197 49L198 50L197 53L200 54L202 52L204 56L206 55L205 57H207V54L210 53V56L207 57L208 60H206V62L204 61L205 60L204 57H203L204 59L202 57L201 58L203 59L204 66L205 67H212V69L211 68L210 69L208 68V70L207 69L205 70V67L203 68V64L202 65L200 64L202 62H200V60H199L200 57L199 56H198L199 58L197 57V59H198L199 62H196V61L195 62L197 64L199 63L202 66L201 69H204L205 71L202 73V72H200V71H202L201 69L200 70H197L198 68L201 67V66L199 67V64H198L197 69H196V67H192L195 64H192V66H189V67L190 68H194V69L197 70V72L195 71V73H194V77L197 76L196 77V80H198L197 83L198 82L199 83H202V87H204L206 89L207 94L211 98H214L211 94L215 95V93H218V91H219L220 99H217V100L220 101L225 96V94L228 93V92H226V90H228V87L231 88V89L229 88V90H228L229 91V93H228L229 95L226 94V97H224L226 99H223V100H231V102L233 104L232 107H231V108H233V114L232 115L234 117L236 116V113L238 114V112H239L238 110H240V107H242L241 103L244 102L242 99L245 96V93H243L242 91H240L239 88H238V86L236 84H234L236 78H239L241 75H244V74L246 76H254L257 73V71H258V69H259L262 61L264 60V48H263V44H264V37H263L264 36V32H263V30H264V0H229V1H227V0H222V1L221 0H215V2H214V0H55ZM214 3H215V5H214ZM217 4L220 5V6H218ZM50 5H52V3H50ZM1 7L2 8L5 7L4 9L7 10V7L8 6L6 7V5L5 6L3 5V6H0V8ZM58 7H59V9L61 8L60 9V12L58 11ZM1 13H5V11H3V12L1 11ZM50 14H51V12H50ZM3 15H5V14H3ZM43 16L41 18H43ZM3 17L5 18L7 16H3ZM1 18H2V16H0V20L3 19V18L2 19ZM5 19L4 20L7 21L8 23L5 22V21L4 22L1 21L2 23L0 22V24H1L0 25V40L1 41H4V40L1 39L2 38L1 34L3 33L6 36V33H9L10 32L8 30H10L11 27L10 26H7V25L8 24L9 25H12V24H10L11 22L9 23V19L8 18H5ZM231 19H237V20H236V22H235V20H233L232 23L233 22L234 23L232 24V23H229V22H231ZM214 20L215 21L217 20V21L215 22ZM39 21H41V20H39ZM213 21L215 23H213ZM219 22H221L220 24H222V25H219ZM216 23H218V26H217ZM45 25H43V26H45ZM12 26H14V25H12ZM215 26H216V28H215ZM219 26L222 27V28L220 29ZM230 27H232L233 29L231 28L232 30H230ZM13 28H12V31H13ZM22 28H25V30H26L27 27L22 26L20 28L21 30L19 32L22 33V36H23ZM28 28H30V27H28ZM15 29L16 28H14V30ZM43 29H44V31H42ZM215 29H216L217 32L219 31L217 33L218 34L217 35V38L215 37L216 35L214 34V32H216V31H214ZM217 29H219V30H217ZM239 29L241 31L238 32ZM207 30H209V31H207ZM212 30L214 31V32H212L213 34H211V35L208 34V33H211ZM246 30H247V32H246ZM261 30H262V32H261ZM2 31H4V32H2ZM12 31H11V35L13 36L14 35V31H13V34H12ZM242 31H244V32H242ZM25 32H27V31H25ZM241 32H242V34H241ZM243 33H244V36H243ZM83 34H85V36ZM233 34H235L234 36H236V37H233ZM7 35H9V36H7L6 39L11 36L10 33L7 34ZM180 35H181L182 38H185V39H182L181 38L182 41L179 42L178 39H180ZM16 36H13V38L16 37V39H17L18 38V35H16ZM178 36H179V38H178ZM223 36H224V38H223ZM176 37H177V39H176ZM231 37H232V40L230 39ZM238 37L240 39L239 41H237L238 40L237 39ZM19 38H20V36H19ZM28 38H29V36H28ZM73 38H74V40H73ZM226 38H228V39H226ZM233 38H235L236 40L233 39ZM175 39H176V41H175ZM189 39H190V41H189ZM10 40H11V38H10ZM72 40L75 41V42L73 43ZM198 40H199L200 43L199 42L196 43V41H198ZM183 41H185V42H183ZM211 41H213V42H211ZM59 42L60 43L61 42L62 43L65 42V43H63L64 44L63 47H62V45L60 46V47H62L61 50L58 49V51H56L57 50L56 48H58L56 46H59V45H56V44L57 43L60 44ZM218 42H219V44H218ZM238 42H240V43H238ZM6 43H8V42L6 41ZM67 43H68V45H67ZM71 43H73V44H71ZM180 43H181V45H180ZM194 43H196V44H194ZM0 44H2V43H0ZM47 44H48V46H47ZM54 44H55V46H54ZM4 45H5V43H4ZM192 45H193V47H192ZM2 47H0V49ZM4 48H5V46H4ZM198 48H199V46H198ZM190 49H192L191 51L194 54L189 53V52H191ZM255 49H256V51H255ZM44 50H46V51H44ZM214 50H215V52H214ZM216 51H218L219 53H217ZM232 51H234V52L232 53ZM229 52H230V54H229ZM257 52H258V54H257ZM4 53L6 54V56L4 55ZM187 53H189V55ZM186 54L188 55V57H185V56H187ZM201 55L202 54H200V56ZM228 55H230V56H228ZM245 55H247L248 57L245 56ZM255 55H257V56H255ZM17 56H20L19 57V60L16 59V58H18ZM46 56H48V57H46ZM222 56H224V57H222ZM183 57H185V59H182ZM220 57L222 58V60L224 58H226V59H224V61H222V60H220L221 59ZM253 57H258V58H254L253 59ZM24 58L27 60V62H25L26 64H24V62H23V64H22L23 66L20 65V67H22V68L19 67L20 69H17V67H14V65H16L15 62L16 63H17V61L20 62L22 59L24 61ZM81 58H82V60H81ZM4 59H1V60H4ZM189 59L190 60L191 59L193 60L192 56H191V58H188L187 60H189ZM213 59L216 62H214ZM255 59H256L257 62L256 61L255 62L253 61ZM6 60H5V62H6ZM190 60H189V62H186V63L183 61L184 62L183 64H187L188 63L190 65V62H191ZM219 60H220V62L222 61V63L218 62ZM250 60L252 61L251 64H253L252 68L250 66H249L250 68L247 67V64L249 63ZM193 62L194 61H192V63ZM169 63H170V65H171V63H173L174 66L171 65L172 67H169L168 66ZM218 63H220V64H218ZM197 64H196V66H197ZM251 64H249V65H251ZM175 65H176V67H175ZM187 65H184L183 67H187V70L185 69L187 71V76H189V74H190L189 77H191V76H193L191 74V72H192L191 70H193V69H189V67ZM239 65L241 66L240 68H239ZM237 66H238L239 69H236ZM243 66H246L247 67V69L245 70L247 73L243 71L245 69V67H243ZM2 67L0 66V68H2ZM166 67H168V68H166ZM173 67H175V68H173ZM180 67L183 69L182 65ZM163 70H165L167 72V74L165 73V75H164V73H162ZM181 70L179 68L178 71H181ZM189 70H190V73L188 72ZM248 70H250V71H248ZM0 71H2V69ZM5 71H7V70L4 69V72ZM231 71L234 73V75L232 74ZM174 72H172V73H174ZM181 73H182V75H181V79H182L184 72L181 71ZM196 73L197 74L200 73V74L196 75ZM206 73H208V74H206ZM229 73L232 74L233 76H228ZM235 73L236 74L238 73V75H236ZM175 74L177 75L178 72L175 73ZM185 74H186V72H185ZM201 74H203L202 75L203 79L200 78L201 77ZM223 74H224V76L222 77ZM78 75L79 76L81 75V77L79 78ZM166 75L168 77H166ZM199 75H200V77H199ZM219 76H220V79H218ZM158 77H157V79H158ZM173 77H175V78H173ZM194 77H193V79H191V81H189L190 78L188 80H186L187 77L184 75V78L185 79L184 78L183 79L185 81H188V82H185L186 84H183V81H182L181 85L183 84L184 86L183 87L181 86V87L184 88L185 85H189V86L193 85L195 83V81H196V80H194L195 79ZM198 77L200 79H197ZM216 77H218V78H216ZM124 79H126V80L124 81ZM128 79H129V82L127 81ZM152 79H150V80H152ZM122 80H123V82L126 83V84L124 83V85H127V82H128V85H127L126 88L124 87V85H121V84H123ZM158 80H156V81H158ZM192 80H194V81H192ZM201 80H204V81H201ZM221 80L223 82H221ZM140 81L143 82V84L145 85V87H143L144 88L143 89L140 86L139 87L140 90H139V88L137 86L142 83V82L139 83ZM153 81H155V79H153ZM153 81H152L151 87H152V85H155V84L159 85L158 82L155 81L156 83L154 84ZM161 81H163V80H161ZM237 81H238V79H237ZM176 82H173V83L175 84ZM219 82H221L222 84H220ZM159 83H160V81H159ZM164 83H165V79H164ZM166 83H165V85H167ZM213 83H215V84H213ZM143 84H141V85L144 86ZM157 85L153 86V87H155V89H153V90H156V86ZM168 86H166V87H168ZM177 86H179V89L177 88ZM121 87H122V89H121ZM159 87L157 86V90L159 89ZM210 87H211V89L208 91V89ZM137 88H138V90H136ZM185 88H187V86ZM217 88H218V90H217ZM222 88H224V89L222 90ZM136 91H139V92H136ZM179 91L180 92H183L184 90L183 91L182 90H179ZM143 92H141V93H143ZM144 94L145 93H143V95L140 94L139 97H136L137 96L136 95L134 97V99L135 98H144L146 100L145 97H147V95L145 94L146 96L143 97ZM177 94L179 96H177ZM162 95H160V96H162ZM2 96L4 97V95H2ZM6 96H7V94H6ZM3 97H2V99H3ZM174 97H175V99H174ZM232 99H234V101H232ZM173 100H175V101L177 100V101H180V102L174 104V102H175L174 101L171 104V102ZM131 102L133 103V104H131L133 106H136L137 107L138 105H140L141 108H144L143 109L144 112L141 111L143 114L141 112L138 113V115H139L138 118L140 119V121H133V120L131 121L130 120L132 122L131 123V122H129L126 119V117L130 115V114H127V113H131V112H129L130 110L128 109L131 106L130 105ZM0 105H1V103H0ZM173 105H175V106H173ZM199 105L197 106V109L198 110H202L203 114L201 115L200 113H202V112L201 111H198L197 112L196 109H195V112H196L197 115L200 114V116L203 118V120H206V119H210V117H211V115H212V113L214 111V106H217V103H215L214 106L208 105L206 103L205 104L204 103H201ZM124 106H127V108H125ZM121 107L125 108V109L122 108L124 113H125V110L128 109V112H126V114H124L121 111L125 115V117H124L125 119H123V120L121 119V116L123 115V114L121 115V112H120V110H122V109H120ZM172 107H173V110H172ZM202 107H203V109H202ZM137 108H139V106ZM118 109H119V113H120V115H118V116L120 118H118L119 120L117 119L118 120L117 121L115 118L118 117L117 116L118 113L116 114V111H118ZM229 110H227V112H229ZM15 111H17V112H25L24 115L25 116L27 115V117L20 118V117L23 116V114L21 116V113H20V115H19V113H13ZM135 111H138V110L134 108V111L133 112L135 113ZM210 111H211V113H210ZM234 111H235V113H234ZM5 112L7 113L8 110H6ZM147 114H148V116H147ZM18 115H19V117H18ZM115 115L117 117H114ZM133 115L134 114H132V116ZM164 115H166V118L169 116V118L167 120H165L166 118H165ZM132 116H131V118H132ZM200 116H198V117H200ZM30 117H32L31 120L30 119L28 120V118H30ZM129 117H127V118H129ZM50 118H51V120H54L53 122H54L55 127H54L53 123H51V125L48 123V125L50 126V128L47 129L48 128L47 122H48V120H50ZM122 118H123V116H122ZM231 118H232V116H231ZM132 119H134V117ZM161 119L162 120H165V122L162 121ZM12 120H10L9 122H11ZM134 120H136V118ZM234 120H235V118H232V120L229 121V125L230 126L233 125L234 122H232V121H234ZM22 121H23V123H22ZM4 122H3V124H5L4 126H6V123H4ZM15 122L16 121L13 122V124H12L13 126L11 125V123L10 124H7V127H9L11 125V128L9 127L10 130H12L16 126L15 129L17 131H14V132H13V130L11 131L13 133V135H14L15 132L18 133V134H20V131L24 130V128H22V130L20 129L21 126H20V128L18 127L19 128L18 129L17 128V124ZM114 122H116V123H114ZM117 122H119L120 125H118L119 123H117ZM133 122L134 123L137 122V123H135V125H134ZM3 124L0 126V129L1 130L4 128L3 127ZM43 124H44V126H43ZM45 124L47 125V127L45 126ZM229 125H227V126H229ZM77 126H79V127L77 128ZM101 126H105V127L108 126V127H106V128L104 127L103 128ZM117 127L116 126L113 127L112 130L115 129V131H117V133H119V128L120 127L119 128H117ZM76 128H77V130H76ZM116 128H117V130H116ZM4 129H3V131H4ZM52 129L50 130L51 132H52ZM78 129H80V130H78ZM81 129H82V131H84L83 133L81 132ZM101 129L103 131L106 129V131L103 132V135L101 134L102 133V130ZM10 130H9V133H10ZM75 130L76 131H80V132H75ZM98 130L100 131V133H97ZM112 130L109 133V135H110L111 138L109 136H107L108 137L107 140L116 138V140H114V142L111 140V143L114 144L113 147L111 146L112 144L110 143V146L113 148V151H114L115 150V147H116V144H117V142L115 143V141H117V136L115 137V135H118V134H115L116 132H112ZM3 131H1V132H3ZM24 131H25L24 135L27 134L26 133V129ZM56 131L58 133H56ZM31 132H33V133H31ZM63 132H62V134H63ZM5 133L8 134V130ZM35 133H36V135H35V137H33ZM69 133H70V135H69ZM75 133H76V135H74ZM94 133H96V134H94ZM112 133L114 135H112ZM18 134L14 135L17 138H14L12 136V134H11L12 138L11 137H8L9 140L11 138V141L13 139H16L15 140L16 142H14L13 144L10 143L11 141H9V142L7 141L8 140V139H6L7 137H5V141L2 140L4 138L2 135H5V134H1V136L3 138L0 139L1 140L0 142L1 143H4V144L5 143L7 144V142H8V143H10V145H14L16 143V145H17V141L19 143L18 137H21L23 133L21 134V136L18 135ZM30 134H29V136H30ZM5 136H7V135H5ZM9 136H10V134H9ZM26 137H27V135H26ZM51 137L49 136V139H47V140H50ZM95 137H98L97 140H96ZM24 139H25V136H24ZM24 139L23 140L20 139V141L22 140L21 142H23L27 138L25 140ZM67 139H68V141H67ZM2 141H4V142H2ZM27 141H25V142H27ZM95 141H93V143ZM254 141H255V147H256V149L257 150H261V148H262V146L264 144V130H259L256 133H254ZM29 142L30 141H28V143ZM31 142L34 143V141H31ZM99 142H98V146H99ZM30 144H27V145H30ZM36 144H35V147H36ZM101 144H100V146H101ZM103 144H102V146H103ZM107 144L108 143H106L105 146H108ZM10 145L8 146V148H6L5 145H4V147L6 148V149L3 148L5 153H6L5 150H7V152L9 150L11 151L12 148L14 150V146H16V145L11 146L12 147L11 148ZM19 145H21V144H18V147H19ZM61 145H63V146L61 147ZM21 146H23V145H21ZM21 146H20V148H21ZM33 146L34 145L31 144V147L32 148H33ZM88 146H89V148H88ZM1 147H2V144H1ZM18 147L16 146L15 149L18 148ZM23 147H27V146H23ZM31 147H30V149H31ZM44 147H45V145H44ZM94 147L97 148L96 145H94ZM111 147H107V148H110L111 149ZM84 148H85V150H84ZM98 148H100V147H98ZM101 148H100V150H103ZM103 148H105V147H103ZM71 149H72V152H71ZM26 150H27V148L24 151H26ZM34 150L35 149H33V151ZM66 150H65V152H66ZM96 150L98 151L99 149H95V150L93 149V151L97 152ZM104 150L106 151L108 149L105 148ZM105 151H103V154H105ZM108 151L111 152V150H108ZM2 152H3V150H2ZM15 152L17 153V149H16ZM21 152L23 153V150ZM21 152H20V154H21ZM31 152H32V149H31ZM31 152H27V153H29V155H30ZM69 152L72 153V154H70ZM76 152H78V156H77ZM95 152L90 151V154H88V155L86 154L88 157L85 155L86 158H84V159L85 160L88 159V161L89 160L91 161L92 158L89 159L91 157V156L89 157V155H91V153H92L93 154V157H94V153ZM8 153L10 155V152H8ZM34 153L32 152V154H34ZM100 153L102 154V151H100ZM11 154H12V156L15 155L14 152H12V151H11ZM18 154H19V151H18ZM26 154L24 153V155H26ZM75 154H76L77 157L76 156L74 157ZM99 154H98V157L100 156ZM4 155L5 154L3 153V156ZM21 155H20V157H21ZM3 156H1L0 158H3ZM6 156H4V157H6ZM23 156H22V158H23ZM101 156L103 157V155H101ZM110 156H113V153H110ZM15 157L16 156H14L13 159H16ZM27 157L30 158V160L32 159V157L31 156H27V155L24 156L23 159L24 160L26 159V162L28 163L29 161L27 160ZM98 157L95 155V159L98 158ZM102 157L100 158L101 160H102ZM7 158H9V157H7ZM7 158H5V159H7ZM18 158H19V156L17 157V161L19 160ZM3 159H1V160H3ZM10 159L13 160L11 158V156H10ZM23 159H21L22 160V163H23ZM35 159H36V157L34 158V160ZM60 159L62 160L61 157H60ZM92 160H94V159H92ZM101 160H100V163H101ZM5 161L6 160L0 161V162L1 163L2 162L4 163ZM8 161L5 162L6 164L4 163L5 164L4 166H6L7 164L10 163V161H9V163H8ZM13 161H15V160H13ZM90 161L89 162L86 161V163L89 165ZM18 162H16L17 165H15V168H14L13 165L15 164V162H12L11 161L10 165H12V163H14L12 166L9 165L11 168L13 167L11 169V171L9 169H7V167H6V169H7L6 171L9 170L10 174H9V172L6 173V171H4L3 169L1 171L5 172V173L0 172V173H3V175L6 174L7 177L10 176V178L8 177V181L12 178L11 182H9V184H11V185H12L13 181H14V184L16 183L15 182V179L13 180V173L14 172L16 173V170H14V169H18V168H16L18 166ZM94 162H95V160H94ZM3 163L1 164V166L3 165ZM19 163H20V166H21L22 163L21 162H19ZM51 163H52V165H51ZM53 163H54V165H53ZM98 163H99V161H98ZM28 164H24V165H27L28 166ZM30 164H32V163H30ZM97 164H96V166H98ZM90 165L94 168V165H92V164H90ZM33 166H35V165H32V167ZM91 166H87V167L91 168ZM24 167L26 169V166H24ZM2 168H3V166H2ZM20 168L22 169V167H20ZM20 168H19V172L21 173L22 171L20 170ZM62 168H64L66 171L63 172V169ZM77 168H78V170L79 169L80 170L78 171ZM99 168H103V167H99ZM4 169H5V167H4ZM25 169L21 173V174L24 175V177H22V179L25 178V175L26 174L29 176L30 171H31V168H29L30 171H28V169L26 171ZM33 169H34V167L32 168V170ZM38 169H36V170L38 171ZM13 170H14V172H12ZM52 170L54 171V173H52L53 172ZM100 170H102V172H103V169H98V171H100ZM37 171H36V173H35V170L33 171L35 175H37ZM89 171H90V169H89ZM26 172H29V173H26ZM33 172H32V174H33ZM97 172H96V174H99ZM102 172H100V173H102ZM56 173L57 174L59 173V174L57 175ZM34 174H33V176H34ZM60 174L63 175V176H61ZM66 174H67V176H66ZM263 174H264V172H263ZM263 174L262 175L260 174V176H259L260 178L259 179H258L257 175H256V178L257 179L255 178V176L249 175V178L250 179L247 181L246 188H248V190H249V188H251V182L252 181L258 182L257 180H263L261 178V176H263V178H264V175ZM11 175H12V177H11ZM15 175H19V173H16ZM1 176H2V174H1ZM99 176H100V174H99ZM14 178H15V176H14ZM71 178H73V179H71ZM3 179H7V178H3ZM22 179H20V183L21 184L23 183L22 182L23 181ZM30 179L32 180V178H30ZM30 179H28V181ZM59 179H60V181H59ZM25 180H26V178H25ZM31 180H30V182H32ZM8 181L5 182L4 184L7 185ZM18 181H19V179H18ZM56 181L53 180L51 183L50 182L47 183L45 181L46 182L45 185L44 184L43 185L41 184L42 186L41 185H38V186H40L41 189H42L43 186H45L44 189H48L47 186L49 185V187H50L49 188V192H51V189L54 191L57 188L56 185H60ZM97 181H99V180L97 179ZM1 182H3V181H1ZM1 182H0V185L4 189L5 186L2 185ZM72 182H74V183H72ZM262 182H264V180ZM33 183H29V186H31L30 184H33ZM81 183H84L85 185L83 184L84 186L82 187L81 186L82 185ZM95 183H93L94 186H95ZM97 183H96V185H97ZM26 184L24 183V185L27 186V189L24 190V191L27 192L28 191V188H29V192H32V191H30V189L32 190V188L34 187L35 184H33V187L31 186V188L28 186V182H26ZM11 185H9L10 188H11ZM13 185H12V187H13ZM17 185H18V182H17ZM20 185L17 186V187H19L18 190L20 189V187H22L23 184L21 186ZM24 185H23V188H22L21 191H23V189L26 188V186L24 187ZM36 186L37 185H35V188L38 187V186L37 187ZM53 186H56V188L55 189L52 188ZM66 186L67 185H65V188H66ZM263 186H264V183H263L262 187ZM14 187H16V186H14ZM95 187H97V186H95ZM2 188H0V189H2ZM40 188H38V189H40ZM59 188H57L55 190V191H57V193L60 192V191L62 192V190H63L62 188H61V190H59ZM67 188H66V190H67ZM5 189H7L8 191H10V194L12 196H13V191H14V193L15 192L18 193L20 191V190L18 191L17 189L16 190L18 192L16 190H11V189L9 190L8 186H7V188L5 187ZM34 189H33V191H35ZM262 189H264V187ZM4 190H0V192L3 191V192H1V194L3 193L1 195L2 197L4 196V193H5V196H7V194H6L7 193V190H5V192H4ZM11 191H12V193H11ZM39 191H41V190H39ZM42 191H43L42 194H44V195L45 194L48 195V193H49L47 190L46 191L48 193H46V191L43 190V189H42ZM53 191H52V193H54ZM262 192H263V190H262ZM262 192L260 193V190H254L253 191V194L254 195L252 194L250 196V198L247 196V208H248L247 210L250 211L251 210V207H254V206L255 207L252 208V210L255 209V208H257V210H256L257 212H255V210L252 211V213H251V211L248 212V217L249 218H252L253 217V219H254V217L258 213L257 216L259 217V220H258V217L257 216H256V219L257 220L255 219V221H253V219L251 221H249L250 219L247 217V218H245V222L246 221H247V223H248V221L249 222H252V223L255 222L256 225H258L257 226L258 228L256 227L257 228V230H256L255 228H253V226H252L253 224H251L250 226H252L251 228H253L252 229L253 233H252V231L250 233L249 230H246V232L248 231L247 233H250V236L251 237L253 236L254 233H256V234H254V237H256V236L259 235L260 236V239H262L261 242L263 241L262 243L264 245V240H263L264 239V205L263 206L260 205V204L264 203V201L262 200L264 198V196H263L264 194ZM28 193H26V194H28ZM32 193H34V192H32ZM52 193H49V194L51 195ZM57 193H55V196L58 197V198H56L57 201H56L54 195H52V197L47 196L49 199L51 198L50 199L51 202L55 200L56 202L55 201L54 202L56 204H57L58 201L60 203V200H61V199H59L60 195L58 196ZM247 193L249 194V192H247ZM8 194H9V192H8ZM10 194L8 195V197L11 196ZM22 194L25 195V192H23ZM37 194L38 193H36V191H35V193L32 194V195L35 198H36V196L39 195L38 198L41 199V201H42V199L44 200V197L47 198L46 196H44L43 198H40V197H42V194L41 193L38 194V195ZM62 194H64V193L62 192ZM17 195H20V194H17ZM28 195L30 197H28ZM28 195L26 197H28V198H31L32 197V195H30V193ZM5 196L3 198L2 197H0V198L3 201H5L8 198V197L6 198ZM21 196H19V197H21ZM61 196H63L65 198L64 195H61ZM14 197L16 198V196H14ZM4 198H6V199H4ZM17 198H18V196H17ZM48 198H47V200H48ZM84 198H86V197H84ZM22 199H24V197L23 198H20V200L18 199L19 200V203H17V204H19L20 208L18 206L16 207V204H15L18 200L17 199H13V200H15V202L13 201L14 205L11 206L9 204V207L11 206V209L10 208L7 209L9 211H11L12 208L16 209L18 216L16 215V212H15L14 209L13 210H14L15 213H13V212H10L9 213V211H8V215L9 214L12 215V213L16 215V217H15L16 220H18L17 218L20 217V214H21V217H22V215H25V212H27V215L29 214L28 213L29 212V208H28L29 205H31V206L33 205L34 206V204H31V203H34V202H31L33 200V198H32V200L31 199H27L28 200V201L26 200L27 203H24V204L21 201ZM260 199L263 202H261V203H260V201L257 202ZM65 200H67V199L65 198ZM85 200H87V199H85ZM20 201H21L22 204L20 203ZM23 201L25 202V200H23ZM38 201H40V200H38ZM38 201L35 202V208L37 207L38 204L40 205V203H41V201H40V203ZM253 201H256V203L254 204ZM2 202H0V207L1 206L4 207L6 205V203H8V202H6V203H3L4 205H2ZM11 202H12V200H11ZM28 202L29 203L31 202V203L29 204ZM43 202H45V204L47 205L46 199ZM51 202H50V204H51ZM54 202H52V203H54ZM250 202H252V203H250ZM36 203H37V205H36ZM55 203H54V206L56 205ZM249 203L250 204H253V206L250 207V204ZM257 203H259L258 204L259 205L258 207H256V204ZM21 205H23V207H21ZM46 205L44 206V204H42V207L44 206L46 208ZM6 206H8V205H6ZM51 206H53V204ZM25 207L27 208V210L25 209V212H24V208ZM32 207H30V208H32ZM38 207H40V206H38ZM45 208H43V209L41 208L42 209V212H43V210L45 211ZM21 209H23V210H21ZM32 209H34V207ZM258 209H259V211H258ZM260 210L262 211L261 214L259 213ZM2 212L4 213V210H1L0 211V213H2ZM6 212L4 214H2V216H4L5 218L7 216ZM253 212H255V214ZM35 213L36 212H33L32 215L29 217V219L35 218L36 217L35 216ZM251 214H253L252 217L249 216ZM259 214H260V216L263 215L262 216V220L260 219ZM11 215H9V216H11ZM27 215H26V218L28 217ZM37 215H41V214L37 212ZM2 216H0L2 218V219L0 218V225L2 226V228H1L0 231L4 234V232L2 230L5 228L6 225L3 226V224L1 223V220H2V222H4L5 220H9V221H6V222L7 223H9V222L12 223L11 221H13V220L15 221V219H13L14 217L13 218H11V217L9 218L8 216L7 217L9 219H3L4 217H2ZM12 216H14V215H12ZM32 216H33V218H32ZM41 216L39 217V219L41 218L40 219V222L41 223L39 222L40 225L38 224V222H35L36 220L39 221V219L35 218L36 220L33 221L34 224L35 223L38 224L37 225L38 228L36 229V232L35 231H32L34 229L31 230V227L34 226L32 220L30 221L32 223L31 225L30 224H27L26 221H27L28 218L27 219L24 218L25 219L23 221L24 222V226H25V223L27 224V226H25V227H30L31 226L28 229L31 230L32 232L27 231L28 229L25 230L26 228L23 226V223L20 221V218L21 217L19 218L18 222L16 221V226H15L14 223H12V225L14 224L13 225L14 226L13 228L16 227L18 229L17 226H19L21 224L25 229L21 226V227H19V230H20V228H23L22 231L24 230L25 233H27V232L31 233V235H30L31 238L35 236V235H32V234H34L33 232H35V234L37 235L36 237H38L39 236L38 232L40 231V230L38 231V229H40V227L42 228V225H43V231L44 230L46 231V230L49 229V228L46 229L47 228V225L49 223H46V220L44 222V218H43L44 216L43 215H41ZM235 220L236 219L233 217L232 221L229 220V221L225 222V225H226V228H227L225 230V233H226L225 234V237H221L220 238L219 236H217L218 239L216 238V240H213L212 242L214 244L212 243V245L217 246V247H222V246L228 245L229 243L232 242V240L234 239L236 233L239 231V227L241 229L243 227L242 226L243 225L242 223H245L244 220H240L239 222H237ZM256 221H258L259 223L256 222ZM42 222H44V223L47 224V225L45 224L46 225V228H44L45 225ZM47 222H49V221H47ZM10 223L7 224L8 226H6V229H7V227H9L8 230L14 233V230L16 228L13 229L12 227H10L11 226ZM255 223H254V226H255ZM60 224L61 223L58 224L57 228H59L61 226ZM50 225L52 227V224H50ZM245 225H247V224L245 223ZM250 226H248V227L246 226V227L249 229ZM35 227H36V225L34 226V228ZM55 227H56V225H55ZM55 227L53 226V228H51L54 232L57 230V228L55 229ZM61 227H62L61 231H58L60 229L57 230L59 234L57 232H55V235L56 236L53 235V232H51L49 230L51 232V236L52 237L55 236V239H54L55 241L56 240L59 241V240L67 239L70 236L71 231H73L74 223H68L67 222L66 225L61 226ZM10 228H12V229L10 230ZM6 229H4V230H6ZM259 230H260L261 233L258 234V231ZM16 231L21 233V231L15 230V233H16L15 235L16 236L15 235H12V236L13 237L15 236V238L18 239L19 237H18V235H17L18 233ZM43 231H41V232H43ZM49 231L47 233V236L50 235ZM24 232H22V234ZM227 232H228V234H227ZM2 233L0 234V235H2V237H0V239L2 238V239L5 240V243L4 244L8 247V245L11 242H13V244L12 243L11 244L14 246V244H15L14 242H16L15 241L16 239L14 240V238L11 236V237H8V238L9 239L10 238H13L14 241L8 240L7 236H5L6 233L4 235ZM13 233H11V234H13ZM43 233L46 234V232H43ZM43 233H42V236H43ZM11 234H9V235H11ZM262 234H263V236H262ZM27 235L29 236V234H27ZM3 236H5L6 238L3 237ZM230 236H234V237H230ZM45 237H46V235H45ZM23 238L25 239V235H24ZM23 238L21 236V239H23ZM38 238L37 239L35 238V239L36 240H39ZM43 238L44 237H42V239ZM48 238H51V237L49 236ZM48 238L46 237V239H48ZM231 238H233V239H231ZM21 239H19V241H17L19 244L22 243V241L20 242ZM24 239H23V243L22 244L24 245V242H26V240H27L28 243L26 242L25 244H27V245L29 244V246H31L30 247L31 248L30 251L27 250L29 252V255H33V253L35 252L34 256L36 255L35 256L36 258H38V256H39V258L42 259L41 257L44 254H46V253H42L44 251H42L41 249H39V247H37V246H40L42 244L44 246L47 245L46 243L48 242V240L46 241L44 239L43 240L41 239L42 241H41V243H39L36 240H34V238H32L35 241L36 245H37L36 246L37 248H36L35 247V244L33 246V244H30L29 243V242L32 243V241H29L27 238L24 241ZM92 239L90 238L89 241H91ZM230 240H231V242H230ZM45 241H46V243H45ZM50 241L52 242L53 240H50ZM7 242H9L8 245H7ZM42 242H44V243H42ZM219 242H220V244L217 245V243H219ZM49 243L50 242H48L47 247L50 248V246L52 245V243H51L50 246H49ZM204 243H205V245L203 246ZM215 243H216V245H215ZM22 244L19 245V246H17L18 248L16 246H15L16 247L15 248V247H13L11 245L12 246L11 249L14 250V248H15V249H18L19 252H20L19 253L17 250H14V251H17V253L19 255L16 254V256L14 255L12 257L20 256L23 259V257L26 256V254H25V256L21 255V252L23 251L22 248L24 247V246H22ZM5 245H3V243H2V245H0V248H1L2 251H3V249H2L3 247H1V246H4L6 248ZM207 245L208 244L206 242H203L202 243V248H204V250H205L206 247H207ZM20 246H21V249H20ZM32 246H33V249L34 250H32ZM44 246H42L43 247V250H45V252H48L49 251L48 250L49 248L45 247V249H44ZM25 247H26V245H25ZM42 247H40V248H42ZM27 248L28 247H26L25 249H27ZM9 249L8 250H4L3 251V254H5V251H9ZM25 249H24V251H25ZM37 249H39V251H37ZM199 249H201V248H199ZM1 250H0V252H1ZM46 250H48V251H46ZM204 250L202 251L201 257H200V255L199 256L198 255H195L193 257V264H200V263L201 264H206V259L207 258H206V255L203 253ZM27 251H25V253H27ZM31 251H33L32 254H31ZM10 252L11 251H9V255H10ZM13 252H11V253H13ZM3 254H1V255H3ZM14 254H15V252H14ZM6 256H3V257H6ZM10 256H9V258H6V260L4 258L5 261L3 260L2 262L5 263L9 259H12ZM27 256H28V254H27ZM34 256L32 257L33 260H34ZM3 257H0V262H1V258L3 259ZM19 258L17 257L15 259L18 260ZM15 259H13L12 261L9 260L10 261V264L11 263L21 264V262H22L21 259H19V261H18L19 263H17V260H15ZM27 259H29V258H27ZM27 259H26V261H27ZM24 260L25 259H23V261ZM35 260L33 262H36ZM261 260H263V262ZM13 261H16V262H13ZM28 261L26 263H28ZM39 262L40 261H38L36 263L40 264ZM248 262H247V264H253V263L254 264H258V263L259 264L260 263L264 264V253L256 261L253 259V262H252V260L249 263ZM24 263H25V261H24ZM0 264H2V263H0ZM8 264H9V262H8Z\"/></svg>",
    "mask_w": 264,
    "mask_h": 264
}]
</instances>
